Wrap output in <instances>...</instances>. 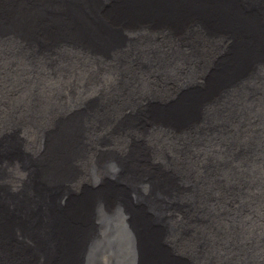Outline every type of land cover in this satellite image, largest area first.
Listing matches in <instances>:
<instances>
[{
    "label": "water",
    "instance_id": "obj_1",
    "mask_svg": "<svg viewBox=\"0 0 264 264\" xmlns=\"http://www.w3.org/2000/svg\"><path fill=\"white\" fill-rule=\"evenodd\" d=\"M22 33L35 50L72 33L107 73L117 68L92 55H107L97 43L119 45L123 62L162 72L169 82L180 83L189 70L198 78L189 98L143 107L156 137L146 130L111 139L84 122L76 126L81 141L73 140L80 146L71 147L61 123L28 119L35 110L27 108L69 106V94L83 90V66L72 75L69 61L51 51L54 74L18 65L0 76V247L12 250L4 264H264V232L254 225L264 222V199L251 197L247 177L229 184L235 191L214 185L209 198L217 203L201 206L205 176L218 179L217 166L235 170L245 156L262 157L264 171V0H0L5 69L12 63L5 44L17 49ZM155 57L171 68L158 70ZM126 73L134 99L139 77L133 68ZM8 80L17 93L6 94ZM92 135L106 146L89 152ZM212 136L228 154L203 155ZM227 196L234 206L220 210Z\"/></svg>",
    "mask_w": 264,
    "mask_h": 264
},
{
    "label": "bare ground",
    "instance_id": "obj_2",
    "mask_svg": "<svg viewBox=\"0 0 264 264\" xmlns=\"http://www.w3.org/2000/svg\"><path fill=\"white\" fill-rule=\"evenodd\" d=\"M127 35H129V40L132 41L133 38H137V36L133 33L131 34V32H127ZM163 35V33H160V36ZM76 41L77 39L71 33L67 35L66 39L63 41L61 39L55 38L52 39V42H50L46 47L41 48L38 46V48L35 50L34 47H30V45H28L30 41L26 39V34L22 33L21 38H19L17 42L13 44L16 48L18 47L15 49L16 51L10 47L8 43L5 44L10 49V51L8 50V56L12 63L8 64L7 69L0 66L1 78H5V76H7L8 70L11 72L13 70H17L16 66L18 65H21L23 68L22 70H25L26 72L34 73L41 70L45 71L44 73L48 75L49 73H53L55 69V67L50 64L52 61L48 58L49 52L51 51L59 54L63 61H69V63H66V65L68 69H73L71 72L72 75H75V71L83 66L82 72L80 73L83 79V90H77V92L72 91L74 93L73 96L69 94V97H67V99L71 101L69 106L62 105L55 107L49 112H45L46 110L43 106H41V108H34L33 105H31V107L27 108L29 110H35L34 113L32 112L31 115L27 117L28 119L35 120L36 118L40 117V115H43V119H45L46 123L50 125L53 124V122L56 124L57 122L61 123L60 127L65 128L71 134V136H68L71 138L68 139L71 140V142L68 143L71 147L72 144H77V146H80L76 141L73 140L77 139V141H81L78 138L79 135L76 133V126L84 122L89 125H93V127L90 129V132H94L95 135L98 134L99 136L108 135V137L111 139H115L117 135L123 136L127 134H133L137 136L140 134V136H145L146 134L144 133L146 130H148L147 135H150V137H156L157 134L154 133L156 128L151 123L153 119L150 121L149 119L148 121L142 119V116H145L144 114L140 113L143 110V107L149 103L150 108L154 109L155 111L158 110L161 105H167L166 103L168 102L171 103L177 99L179 95L189 98V89L195 85L194 82L198 78V70H189L187 72L188 76L186 78L184 77L180 83L179 79L169 82L166 78V75H164L162 72L158 73L156 70V73L154 71L149 73L147 71H142L145 70V68H148L146 66L144 67L140 64L136 65V63L133 64L130 62H123L126 56H119V53H123L124 51L121 50L119 45L114 47L111 45L105 46L104 44L97 43L99 47L104 48V51L107 55L101 53L99 49L95 52V54L92 53V55L97 58L105 59V62H109L108 68L113 66L117 68V71L115 70L114 73H107L106 68H104L102 64L95 62L93 58L85 56V54L82 52V48L77 46ZM136 45L143 47L144 45H147V42H138ZM73 60H78L79 62L73 63ZM84 60L86 62H84ZM150 60L156 63V66L160 71L166 72L169 68H171L162 57H155ZM128 68L135 69L139 77V79L136 81L137 85L135 84L138 89L134 94V99L129 98V77H127L126 73ZM62 71L63 70H61V72ZM61 72H58V74ZM71 83L72 80H67L66 85ZM142 84L144 88L142 87ZM5 86L6 94H14L19 91L17 87L18 85L13 80H8V82H5ZM23 111L24 108L22 107V112ZM260 134H262L264 142V126L260 129ZM29 135L31 134L29 133ZM95 135L90 137L89 152H93L96 150V148L99 149L106 146V144L96 138L97 136L95 137ZM204 142L205 145L208 143V141ZM62 144L63 149L68 147V144L65 142ZM207 147V150L203 151V155L205 157H212L214 155L217 158H219L218 156H221L223 153H225L220 152V149L223 147L226 148L224 142L217 136H212V138H210V144ZM212 149L213 153L210 154L208 151ZM262 152H264V150H259V153ZM225 154H228V152ZM81 157L82 154L76 155V158L71 159V163L79 161ZM261 159L262 157H256L255 160L251 161V158L245 156L244 159L239 160L235 164V170H232V167L229 166H217V168L220 169V171L215 172L218 179H213L211 175L205 176L204 185L206 186L207 190V199L206 197L201 199V206L205 207L211 203L214 205L217 203L216 199L209 198L213 192L212 189H214V185L220 186L223 193L235 191L236 188L234 189L230 187L229 184H233L235 182L240 184V181H243L244 177H247L248 181L250 182L249 185H246V187L249 188V194L251 197L254 195L256 201L258 200L259 203L263 201L264 171L259 170L260 167L258 166ZM245 165L248 166V170L243 169ZM144 167L148 170L152 168V166L146 165H144ZM203 175H205V172ZM223 175H225L224 178ZM191 196L192 195H189V199H191ZM227 199H230L229 196H227ZM230 200L231 201L229 204L226 203L225 205L222 203L220 210L226 208L231 210L229 205L233 204V202L232 199ZM232 206H234V204ZM143 211L144 213H147V209L144 207ZM165 213L167 215L166 217H171L175 212L165 211ZM226 215H228L227 211L223 212L221 217ZM149 216L152 217L150 214ZM254 225L256 227V231L264 232V222L258 221L257 223H254ZM217 226L218 229H224V227L220 224H217ZM11 251V249L4 252L0 251V254H2V256L6 259H12ZM30 260L36 263L35 261L40 260V258L30 256ZM3 261H0V264H4Z\"/></svg>",
    "mask_w": 264,
    "mask_h": 264
},
{
    "label": "rangeland",
    "instance_id": "obj_3",
    "mask_svg": "<svg viewBox=\"0 0 264 264\" xmlns=\"http://www.w3.org/2000/svg\"><path fill=\"white\" fill-rule=\"evenodd\" d=\"M9 249L7 248L6 250L3 248V247H0V251H8ZM6 258H4L3 256H2V254H0V261H3V260H5Z\"/></svg>",
    "mask_w": 264,
    "mask_h": 264
}]
</instances>
